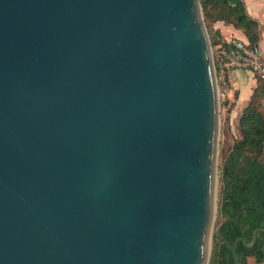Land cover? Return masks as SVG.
I'll use <instances>...</instances> for the list:
<instances>
[{
    "label": "water",
    "instance_id": "1",
    "mask_svg": "<svg viewBox=\"0 0 264 264\" xmlns=\"http://www.w3.org/2000/svg\"><path fill=\"white\" fill-rule=\"evenodd\" d=\"M219 108L201 0H0V264H207Z\"/></svg>",
    "mask_w": 264,
    "mask_h": 264
},
{
    "label": "trees",
    "instance_id": "2",
    "mask_svg": "<svg viewBox=\"0 0 264 264\" xmlns=\"http://www.w3.org/2000/svg\"><path fill=\"white\" fill-rule=\"evenodd\" d=\"M205 22H222L244 33V38L254 46L260 43L261 25L250 17L242 0H201ZM213 48L229 44L221 40L218 31ZM222 61L216 58L217 71ZM260 83L261 81L257 79ZM264 97V86L259 85L252 91L249 104L240 118L241 139L237 140L222 167V190L218 203V216L221 219L214 233V254L212 264H234L232 251L228 244L217 234V228L228 219L221 235L231 244L242 238L248 245L252 243V234L264 229V107L260 99ZM240 264H246L248 258H255L264 264V233H258L253 248H247L243 242L237 246Z\"/></svg>",
    "mask_w": 264,
    "mask_h": 264
},
{
    "label": "rangeland",
    "instance_id": "3",
    "mask_svg": "<svg viewBox=\"0 0 264 264\" xmlns=\"http://www.w3.org/2000/svg\"><path fill=\"white\" fill-rule=\"evenodd\" d=\"M205 22V19H204ZM219 22H205V26L208 32L209 37H212L214 39L215 32L217 31L215 29V26ZM225 24V23H224ZM227 25V24H225ZM229 26V25H227ZM262 27L260 32V40L262 37ZM237 30V29H236ZM240 31V30H239ZM242 32V31H241ZM243 33V32H242ZM244 35V33H243ZM245 37V36H244ZM211 41V38H210ZM260 44V43H259ZM213 57L216 64V50L217 48L212 47ZM264 56V54H263ZM216 74H217V68H216ZM219 75L217 74V82L219 86V105H220V117H219V135H218V149H217V157H216V196H215V206H216V213H215V219H214V230L212 233V236L210 238V245H209V251H208V260L207 264H212L213 261V254H214V233L216 230V227L220 224L221 219L218 216V203L220 199V194L222 190V182H221V173H222V167L225 162V159L231 152V148L234 145V143L241 139V132H240V118L242 115L243 110L247 107L249 104V100L246 102L242 99L240 103L238 102V93L233 94V96L230 99H225L223 96L225 94L226 88L224 85L219 81ZM258 79V78H257ZM255 80V84L253 87H251V90L253 91L257 86L260 84L264 86V81L260 80L259 83ZM252 94V92H250ZM243 101V103H242ZM260 105L264 107V97L260 99ZM261 162L264 163V155L261 158ZM246 264H259L256 262L255 258H248Z\"/></svg>",
    "mask_w": 264,
    "mask_h": 264
},
{
    "label": "crops",
    "instance_id": "4",
    "mask_svg": "<svg viewBox=\"0 0 264 264\" xmlns=\"http://www.w3.org/2000/svg\"><path fill=\"white\" fill-rule=\"evenodd\" d=\"M245 4L246 11L250 17L256 20L262 29V37L260 40V46L264 54V0H242ZM215 29L220 33L221 40L223 42H229L233 38L245 39L241 31L236 30L232 26H227L222 22H219ZM218 49H225L222 45L217 46ZM255 78L246 70L233 69L226 71V75L222 78V84L226 88L225 99H230L233 94H237L238 102L241 99L248 101L252 90L251 87L255 84ZM244 96V97H243ZM242 97V98H241ZM243 103V101H242Z\"/></svg>",
    "mask_w": 264,
    "mask_h": 264
},
{
    "label": "built area",
    "instance_id": "5",
    "mask_svg": "<svg viewBox=\"0 0 264 264\" xmlns=\"http://www.w3.org/2000/svg\"><path fill=\"white\" fill-rule=\"evenodd\" d=\"M228 48L216 50L217 58H220L219 81L226 75V71L239 69L248 71L255 79L264 81V56L260 44L250 45L246 39L233 38ZM214 52V50H213Z\"/></svg>",
    "mask_w": 264,
    "mask_h": 264
}]
</instances>
